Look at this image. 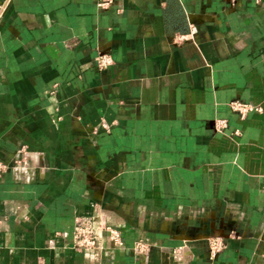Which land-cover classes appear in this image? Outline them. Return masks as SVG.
Instances as JSON below:
<instances>
[{"label": "crops", "instance_id": "crops-1", "mask_svg": "<svg viewBox=\"0 0 264 264\" xmlns=\"http://www.w3.org/2000/svg\"><path fill=\"white\" fill-rule=\"evenodd\" d=\"M5 3L0 264H264V0Z\"/></svg>", "mask_w": 264, "mask_h": 264}, {"label": "built area", "instance_id": "built-area-1", "mask_svg": "<svg viewBox=\"0 0 264 264\" xmlns=\"http://www.w3.org/2000/svg\"><path fill=\"white\" fill-rule=\"evenodd\" d=\"M9 0H6L8 2ZM231 4L235 3L236 0H227ZM257 3L260 0H255ZM114 0H97V5L100 7L110 6ZM6 3L0 4V14L4 9ZM96 66L100 69L106 68L112 63V57L109 53L99 52L93 57ZM228 106L240 117L246 116L248 113L253 111H261L262 106L258 103L249 101H243L239 98H233L228 101ZM226 126V119L215 118L214 127L217 130H222ZM24 149V148H23ZM6 168V164L0 161V174ZM103 232H107L110 239L117 245L122 244V239L118 229L100 222L96 214H81L74 218L73 224V244L74 250L88 251L97 247L98 241ZM225 247V242L222 236L214 235L209 239L208 252L210 257L215 256L219 251ZM135 251L138 254H146L149 251V246L146 242L137 241L134 244ZM176 252V250H174Z\"/></svg>", "mask_w": 264, "mask_h": 264}]
</instances>
